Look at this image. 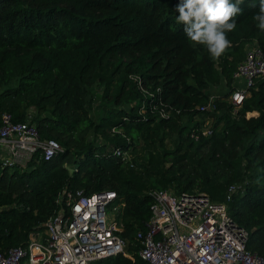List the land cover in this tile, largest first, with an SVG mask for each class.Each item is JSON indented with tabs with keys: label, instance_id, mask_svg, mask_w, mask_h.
I'll use <instances>...</instances> for the list:
<instances>
[{
	"label": "trees",
	"instance_id": "16d2710c",
	"mask_svg": "<svg viewBox=\"0 0 264 264\" xmlns=\"http://www.w3.org/2000/svg\"><path fill=\"white\" fill-rule=\"evenodd\" d=\"M181 2L0 0V116L9 111L26 120L33 106L41 135L64 146L50 158L35 155L26 169L0 166V251L43 230L63 191L114 189L124 201L120 233L135 259L118 253L100 264H142L136 235L152 214L154 197L143 191L150 178L160 187L175 182L176 192L200 189L215 199H226L229 184L242 182L229 209L250 232L247 247L264 256V75L241 105L230 99L248 43L256 40L264 51V32L253 20L259 0L256 7L244 0L236 29L227 34L231 46L219 60L187 40L176 23ZM95 80L105 85L98 117L91 110ZM223 83L229 90L218 95L217 108L201 110L209 88ZM162 106L170 116L159 117ZM207 118L213 132L196 138L194 128ZM114 126L122 131L113 133ZM167 136L175 147L160 152L156 142L164 145ZM141 139L158 158L150 151L144 161L133 155L131 164L114 150L131 146L133 153Z\"/></svg>",
	"mask_w": 264,
	"mask_h": 264
},
{
	"label": "built area",
	"instance_id": "2783aa9c",
	"mask_svg": "<svg viewBox=\"0 0 264 264\" xmlns=\"http://www.w3.org/2000/svg\"><path fill=\"white\" fill-rule=\"evenodd\" d=\"M264 75V51L257 41L247 45L245 59L234 74L240 81L230 95L238 107L245 99L255 79ZM139 87L153 95L143 84L141 76L131 75ZM219 94L212 93L200 105L201 110H215ZM33 107V106H32ZM29 108L26 120H16L9 111L0 116V166L26 169L35 155L50 158L64 150L63 144L52 137H43L33 120L34 109ZM152 111L156 105L152 106ZM144 106L140 110L146 112ZM159 117L171 111L162 106ZM111 131H122L115 126ZM213 132L212 120L194 128L192 135ZM125 162L132 163V147L114 146ZM244 184H229L226 199H214L204 190L176 192L172 188H149L154 197L152 214L146 228L136 237L142 264H264V256L247 247L249 230L239 224L229 209V200L240 192ZM58 208L44 222L43 230H34L21 245L0 251V264H100L105 258L124 253L135 259L127 248V240L120 233L124 201L114 189L86 193L63 191ZM109 210L114 214L109 217ZM105 264V263H103Z\"/></svg>",
	"mask_w": 264,
	"mask_h": 264
},
{
	"label": "clouds",
	"instance_id": "9594fccd",
	"mask_svg": "<svg viewBox=\"0 0 264 264\" xmlns=\"http://www.w3.org/2000/svg\"><path fill=\"white\" fill-rule=\"evenodd\" d=\"M243 3L244 0H182L177 5L176 23L183 25V32L193 46L205 47L213 60H219L231 46L227 34L236 29ZM252 6H257L255 0ZM253 20L264 32V0H259Z\"/></svg>",
	"mask_w": 264,
	"mask_h": 264
},
{
	"label": "rangeland",
	"instance_id": "374dc122",
	"mask_svg": "<svg viewBox=\"0 0 264 264\" xmlns=\"http://www.w3.org/2000/svg\"><path fill=\"white\" fill-rule=\"evenodd\" d=\"M225 85H226L225 83L218 85V89H221V87L224 88ZM224 89H226V88H224ZM91 90L94 94V103L91 107L92 114H93V116L98 117V116H100L101 113H103V110H104V108L102 106H103V104H105V102L103 100L105 85L103 83H101L100 80H95V82L91 85ZM126 106H129V103L126 104ZM32 108L34 109V113H35L36 112L35 108L34 107H32ZM254 113H257V112H249L248 115H252ZM185 133H187V132H185ZM94 136L97 138L98 141L105 142L103 135H100V136H97L94 134L91 135V137H94ZM156 141H157V139H155V142ZM156 144H157V149L160 150V152H162L165 147H167L168 149H174V147H175V141L169 136H167V138L165 139L164 145L160 144L159 141L156 142ZM107 147H110V146H107ZM158 150H155L154 146L145 145L143 139H141L140 142H138V145L136 146V149L133 152V155L136 157H138V155H139L140 157H138V160L144 161V156H148L150 151L154 152V156H153L154 158H158V155L156 154L157 153L156 151H158ZM166 164H169V162H167ZM147 183H148L149 187L144 188L143 191H148L149 188H159L160 187V185L154 184V181L150 178L148 179ZM151 184H153V185H151ZM174 187H175V182H172L170 184L169 188L174 189ZM216 199L223 200V198H216ZM113 214H114V212L109 210V217H111Z\"/></svg>",
	"mask_w": 264,
	"mask_h": 264
},
{
	"label": "crops",
	"instance_id": "0c3cea01",
	"mask_svg": "<svg viewBox=\"0 0 264 264\" xmlns=\"http://www.w3.org/2000/svg\"><path fill=\"white\" fill-rule=\"evenodd\" d=\"M239 83H240V81H235V85H238ZM224 88H226V89H224ZM224 88L221 87V89H218V85H214V86L209 88L208 92H209V94L217 93L219 95H224L229 90V87L227 85H225Z\"/></svg>",
	"mask_w": 264,
	"mask_h": 264
}]
</instances>
